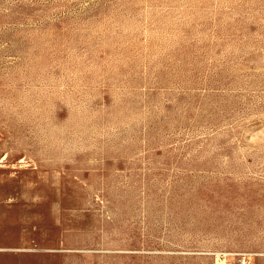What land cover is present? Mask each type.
<instances>
[{"label":"rangeland","instance_id":"obj_1","mask_svg":"<svg viewBox=\"0 0 264 264\" xmlns=\"http://www.w3.org/2000/svg\"><path fill=\"white\" fill-rule=\"evenodd\" d=\"M0 264H264V0H0Z\"/></svg>","mask_w":264,"mask_h":264}]
</instances>
